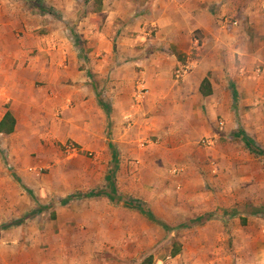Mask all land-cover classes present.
Segmentation results:
<instances>
[{
	"label": "rangeland",
	"instance_id": "obj_1",
	"mask_svg": "<svg viewBox=\"0 0 264 264\" xmlns=\"http://www.w3.org/2000/svg\"><path fill=\"white\" fill-rule=\"evenodd\" d=\"M105 1L102 14L111 18L99 31L110 43L96 35L100 0H9L5 7L41 15L49 26L42 35L51 34L53 26L66 29L83 59L90 58L95 44L136 49L147 44L150 37L136 31V17L113 21V10L123 7ZM86 65L87 60L82 68ZM147 94L148 88L136 87L135 102L142 104ZM232 106L233 126L220 124L225 119L218 116L210 133H183L167 124L160 130L154 120L140 128L139 113L133 111L127 137L119 144L110 141L108 149L82 148L65 139L63 127L61 135L43 125L36 133L0 136V236L23 225L33 233L30 223H44L45 212L56 220L54 206L63 200V223L71 220L70 211L77 212L83 255L90 251L119 264H264V103L249 104L234 95ZM28 200L35 211L25 213ZM92 221L105 222L98 230L104 244L96 239L88 244L86 224ZM72 231L58 228L57 239L40 242L36 251L53 264H68ZM28 244L15 251L35 255Z\"/></svg>",
	"mask_w": 264,
	"mask_h": 264
},
{
	"label": "crops",
	"instance_id": "obj_2",
	"mask_svg": "<svg viewBox=\"0 0 264 264\" xmlns=\"http://www.w3.org/2000/svg\"><path fill=\"white\" fill-rule=\"evenodd\" d=\"M7 2L0 0V122L10 111L16 127L14 133L0 136L36 133L43 125L61 135L63 127L65 139L82 148L108 149L110 141L119 144L121 137H127L131 128L126 125L133 111L139 113L135 121L140 128L154 120L158 129L167 124L177 125L183 133H210L218 116L225 119L220 124L233 126L234 95L249 104L264 103V0H115L114 5L123 10H113V21L136 17V31L150 37L148 43L137 49L95 44L90 58L85 59L66 29L57 25L50 28L51 34L42 35L49 26L41 15L11 10L5 7ZM105 5L101 0L95 12L101 17L97 18L101 22L96 35L110 43L99 31L111 18L102 14ZM94 54L97 58L91 56ZM85 60L87 65L82 68ZM205 79L212 87L208 96L201 93ZM140 86L148 88V94L138 105L134 95ZM150 112L151 119L139 117ZM18 177L31 186L27 178ZM10 185L16 190V184ZM27 202L25 213L35 209ZM65 205L61 200L54 206L56 220L40 208L37 213L48 218L44 223L32 221L33 233L23 225L26 229L18 227L1 235L0 264H53L36 250H40V242L47 244L56 238L58 228L73 230L75 243L68 264H119L90 251L80 253L77 212L70 211L71 220L63 223ZM104 223L86 224L89 245L94 239L104 244L102 232H98L105 228ZM80 227L85 229L84 224ZM28 243L35 255L15 251V246Z\"/></svg>",
	"mask_w": 264,
	"mask_h": 264
},
{
	"label": "trees",
	"instance_id": "obj_3",
	"mask_svg": "<svg viewBox=\"0 0 264 264\" xmlns=\"http://www.w3.org/2000/svg\"><path fill=\"white\" fill-rule=\"evenodd\" d=\"M201 93L204 96H208L212 93V87L208 79H205L202 82ZM15 127H16V119L14 115L10 111H8L3 117L2 121L0 122V133H3L5 135H10L14 133ZM177 254L178 252L176 250L173 255L176 256Z\"/></svg>",
	"mask_w": 264,
	"mask_h": 264
}]
</instances>
